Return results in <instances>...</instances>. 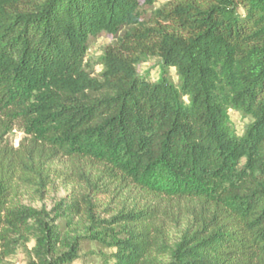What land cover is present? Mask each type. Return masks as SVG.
Returning a JSON list of instances; mask_svg holds the SVG:
<instances>
[{
  "label": "trees",
  "instance_id": "trees-1",
  "mask_svg": "<svg viewBox=\"0 0 264 264\" xmlns=\"http://www.w3.org/2000/svg\"><path fill=\"white\" fill-rule=\"evenodd\" d=\"M62 178L51 214L9 207ZM22 229L29 264H264V0H0L7 256Z\"/></svg>",
  "mask_w": 264,
  "mask_h": 264
},
{
  "label": "rangeland",
  "instance_id": "rangeland-1",
  "mask_svg": "<svg viewBox=\"0 0 264 264\" xmlns=\"http://www.w3.org/2000/svg\"><path fill=\"white\" fill-rule=\"evenodd\" d=\"M164 0H161L163 3ZM158 5L155 6L157 8ZM111 43V38L107 35H100L94 38V45L91 51L89 52V58L92 60H96L101 54L104 47ZM155 62H152L147 65H143L140 67V71L144 72L149 69L154 68ZM97 72L100 69H96ZM153 77L157 78V71L153 72ZM232 122L235 125L238 133H242L244 130V126L246 122H243L239 116L232 115ZM21 139V135L18 132H14L10 136V141L15 147L18 146ZM61 167V165H60ZM63 167V166H62ZM61 167V168H62ZM73 191V187H70L67 184V180L64 178L56 179L53 181V184L48 188L44 193L39 192L37 189L29 188L23 189L20 188L18 191L13 193L10 197L9 207H18L23 208L27 207L38 212H44L46 214H51L54 207L59 203L62 199L67 197ZM110 198H106L103 200L102 205L103 208L98 212L102 218L109 219L112 213H114L117 209L115 202L109 200ZM53 215H51V218ZM179 230H174L172 232V238L176 240L179 235ZM15 241V253L11 256L6 255V251L3 248H0V264H29L32 260V250L35 246V242L31 237V234L28 232H23L21 230L20 234H13L12 238ZM88 252H97L95 246L93 244L86 246L83 248L82 253ZM75 264H97V263H88L84 259L79 260Z\"/></svg>",
  "mask_w": 264,
  "mask_h": 264
}]
</instances>
